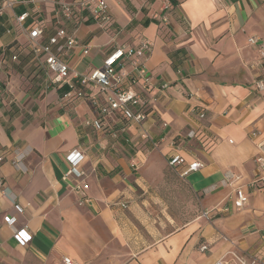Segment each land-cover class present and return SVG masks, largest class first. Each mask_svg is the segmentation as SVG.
Instances as JSON below:
<instances>
[{
	"label": "crops",
	"instance_id": "0c3cea01",
	"mask_svg": "<svg viewBox=\"0 0 264 264\" xmlns=\"http://www.w3.org/2000/svg\"><path fill=\"white\" fill-rule=\"evenodd\" d=\"M58 1L20 3L0 17V264H64L65 256L76 264H264V189L249 186L264 156V90L256 87L263 70L248 43L264 37V0H171L167 24L153 17L163 0H105L118 35L84 0H63L75 7L67 30L90 47L65 54L80 72L102 65L117 45L142 37L153 44L150 115L119 138V117L97 128L90 100L65 102L66 87L51 83L53 73L27 46L36 21L43 42L53 34ZM23 12L24 29L16 19ZM75 149L80 177L69 173ZM174 153L205 166L182 176L184 166L168 165ZM227 171L242 176L243 208L221 184ZM83 180L90 199L80 204L73 186ZM216 206L229 210L210 211ZM22 228L30 241L15 236Z\"/></svg>",
	"mask_w": 264,
	"mask_h": 264
},
{
	"label": "built area",
	"instance_id": "2783aa9c",
	"mask_svg": "<svg viewBox=\"0 0 264 264\" xmlns=\"http://www.w3.org/2000/svg\"><path fill=\"white\" fill-rule=\"evenodd\" d=\"M38 0H0V17L12 11L20 3H35ZM91 2L90 7L88 3ZM82 4L89 9L91 16L99 23L101 27L110 25L115 31V35L120 34L121 29L113 25V16L110 7L105 0H84ZM175 5L171 0H163L161 12L153 14V17L160 24L170 22L171 14ZM55 24L53 34L48 40L43 42L42 38L45 33L41 21H36L28 31L29 42L27 46L40 58L47 66L48 70L53 73L51 83L59 88L66 87L62 93V99L65 102H71L77 99H89L91 105L98 113L95 125L99 129L109 123L108 118L119 117V127L112 131L114 138H119L121 134H127L131 126H142L150 115V108L153 97L150 96L154 88L152 75L147 68L146 61L152 52L153 44L145 37L139 39L135 44L123 43L117 45L103 60L102 65L90 70L87 73L80 72L71 67L65 59V54L76 46H81V42L70 33L66 24L74 18L75 7L63 0L58 1V8L55 12ZM30 16L29 12H23L16 17L20 27ZM24 29V27H23ZM248 43L256 48L258 60L262 66L263 75L257 79L256 87L264 90V37L253 35L248 38ZM83 53L88 54L90 47L82 45ZM18 54L13 55L16 60ZM191 111L200 119L206 117L205 110L193 107ZM256 134V133H254ZM192 138L196 136V131L191 130L187 134ZM142 138L149 140V134L143 133ZM3 157L0 156V161ZM68 159L72 165L70 174L82 176L84 173L79 171L78 165L83 159L80 150H73L69 153ZM256 161L261 168V177L250 183L256 189H264V156H259ZM16 165L21 164V158L16 159ZM168 165L171 168L184 166L181 172L182 176L190 172L202 169L205 163L202 160L188 161L184 156L174 153L168 159ZM68 173V174H69ZM242 176L232 171H227L221 179L223 186H230L232 192L230 200L235 208H243L249 202V195L240 184ZM1 187V182H0ZM79 193L80 204L85 203L88 197L89 184L81 181L73 186ZM122 207H127L126 203H121ZM228 211L229 207L218 208L217 206L210 211ZM210 211H205L203 215L207 216ZM6 222L13 226L14 217H7ZM15 236L23 242L31 240V234L26 228L15 229ZM204 245L201 249H206ZM64 264H76L70 257L63 258ZM243 263V262H242ZM216 264H227L224 261H218ZM244 264V263H243ZM253 264V263H252Z\"/></svg>",
	"mask_w": 264,
	"mask_h": 264
},
{
	"label": "rangeland",
	"instance_id": "374dc122",
	"mask_svg": "<svg viewBox=\"0 0 264 264\" xmlns=\"http://www.w3.org/2000/svg\"><path fill=\"white\" fill-rule=\"evenodd\" d=\"M188 195H189V198H188L189 202L194 204L197 201V198L195 196H193L191 194V192H188ZM189 213H190L189 216L192 215V213H193L191 207L189 209Z\"/></svg>",
	"mask_w": 264,
	"mask_h": 264
}]
</instances>
